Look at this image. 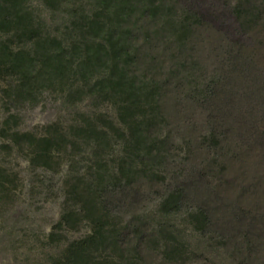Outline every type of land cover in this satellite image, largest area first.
I'll list each match as a JSON object with an SVG mask.
<instances>
[{
	"label": "rangeland",
	"instance_id": "obj_1",
	"mask_svg": "<svg viewBox=\"0 0 264 264\" xmlns=\"http://www.w3.org/2000/svg\"><path fill=\"white\" fill-rule=\"evenodd\" d=\"M22 3L50 27L90 9V0ZM159 4L129 23L131 72L158 90L144 160L120 169L129 149L112 137L99 163L93 144L68 136L50 169L31 165L26 148L1 149L15 179L0 193V264H50L88 234L78 222L63 243H48L75 178L97 172L118 228L117 264H264V0ZM64 78L18 101L0 82V117L14 115L17 131L36 135L52 124L69 133L84 114L115 119L109 105L73 94L81 83ZM176 192L180 206L166 213L161 202ZM199 210L205 224L191 216Z\"/></svg>",
	"mask_w": 264,
	"mask_h": 264
},
{
	"label": "trees",
	"instance_id": "obj_2",
	"mask_svg": "<svg viewBox=\"0 0 264 264\" xmlns=\"http://www.w3.org/2000/svg\"><path fill=\"white\" fill-rule=\"evenodd\" d=\"M159 1L90 0L88 12L75 10L68 22L50 27L25 8L22 0H0V82L6 83L4 93H11L14 101L31 99L37 85L60 83L67 76L81 83L73 94L95 97L115 113V119L101 112L81 115L80 124L70 126L69 133L58 124L48 125L44 135L17 131L14 115L0 117L4 140L0 150L6 151L10 144L26 148L31 165L50 169L68 136L93 144L99 163V151L112 137L124 138L129 149L120 169L124 164L134 166L143 161L145 129L158 110V90L154 84L139 82L131 72L134 55L129 45V23L136 12L154 14L160 8ZM99 163L94 166L101 169L104 164ZM101 174L75 178L48 243H63L65 234L74 231L78 222L87 223L89 233L67 242L58 255L50 258V264H117L112 254L119 249L118 228L115 217L101 201ZM14 179L0 163V193L8 191ZM180 201L181 194L172 193L160 207L173 213ZM191 216L198 223L206 222L201 210Z\"/></svg>",
	"mask_w": 264,
	"mask_h": 264
}]
</instances>
